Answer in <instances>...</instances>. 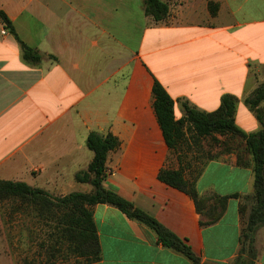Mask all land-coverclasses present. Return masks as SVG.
<instances>
[{
  "label": "crops",
  "instance_id": "0c3cea01",
  "mask_svg": "<svg viewBox=\"0 0 264 264\" xmlns=\"http://www.w3.org/2000/svg\"><path fill=\"white\" fill-rule=\"evenodd\" d=\"M160 1L167 15L155 21L144 13V0H0L15 32L0 21V180L59 198L90 193V184L74 178L93 158L87 136L112 135L119 145L107 155L111 173L104 187L186 240L202 262L233 264L239 206L252 194V169L238 167L233 152L205 165L194 181L199 195L239 197L228 200L217 223L200 226L204 220L192 199L157 178L161 169L179 165L170 161L152 87L159 83L173 100L176 120L184 117L183 104L209 113L231 95L236 126L247 134L258 131L244 100L264 83V0ZM18 40L43 56L38 64L23 60ZM53 209H38L41 224L60 220L64 211ZM89 209L99 259L87 263L66 243V264H191L115 207ZM63 228L60 221L54 227L59 241ZM39 235L46 247V234ZM11 236L3 233L0 264H58L47 262L44 250L31 252V262ZM255 248L254 264H264V227Z\"/></svg>",
  "mask_w": 264,
  "mask_h": 264
},
{
  "label": "trees",
  "instance_id": "16d2710c",
  "mask_svg": "<svg viewBox=\"0 0 264 264\" xmlns=\"http://www.w3.org/2000/svg\"><path fill=\"white\" fill-rule=\"evenodd\" d=\"M143 6L144 13L155 21L163 20L167 15V6L160 0H144ZM211 11L213 13L212 9ZM0 21L15 35L10 21L1 11ZM18 41L23 60L33 65L38 64L43 56L20 40ZM152 95L154 113L164 142L171 152L177 153L182 145L187 144V134H189L194 141L213 136L237 139L242 145V150L250 156L251 163L241 160L239 155L236 160L238 167L252 169L253 182L250 197L253 204L247 214H245V205L239 206L241 223L239 250L233 264H254L256 235L258 230L264 227V107L260 106L264 102V83L244 100V104L261 125L258 131L249 134L241 131L234 122L237 100L231 95H223L218 109L209 113L183 104L184 117L178 120L174 117L173 100L157 82H154L152 87ZM214 141L218 143V140ZM118 145V140L112 135L102 137L96 133H90L87 136L86 146L93 153V158L88 167L76 173L74 178L78 183L90 184L92 186L90 193L76 192L59 198L24 182L0 180V201L19 200L38 204L40 208L64 211L59 220L60 224L66 227L62 229V237L71 245L73 252L80 257L85 256L87 263L99 259V243L89 208L97 204H107L152 230L164 247L183 255L191 264H211L202 262L201 258L193 253L186 240L174 235L153 217L121 198L115 191L104 187L107 155ZM157 178L160 182L185 193L192 199L196 212L207 218L206 221H199L200 226L217 223L226 210L228 200L239 197L237 194L224 197L199 195L194 182L185 178L181 166L177 170L163 168L158 172Z\"/></svg>",
  "mask_w": 264,
  "mask_h": 264
},
{
  "label": "rangeland",
  "instance_id": "374dc122",
  "mask_svg": "<svg viewBox=\"0 0 264 264\" xmlns=\"http://www.w3.org/2000/svg\"><path fill=\"white\" fill-rule=\"evenodd\" d=\"M187 135V144L182 145L177 153L172 152L170 161L172 164L177 163L181 166L184 176L190 182L196 180L197 176L209 161L222 159L231 152L238 153L242 158L241 160H246L243 156L242 145L237 139L213 136L194 141L189 134ZM215 139L218 140V143L214 141ZM203 196L212 195L206 194ZM252 204L253 202L250 196L244 199L243 205L246 207L245 214L249 212ZM39 208L40 206L38 204L21 202L19 200L0 201V246L3 243V233L7 236L11 234L13 235L11 236V244L14 241L18 247H21L24 253L26 252L27 259L31 260V262L34 261V256L31 252L34 250L36 252H42L44 250L43 258H46L47 262L54 261L56 263L58 261V264H66L68 262L66 258L67 248H65L67 241L63 237V240L59 241L61 237L60 231L54 229L59 224V218L57 217V220L54 222L48 220V223L43 222L41 224L37 218ZM53 210L56 211V209ZM18 215L22 216L21 222L18 220ZM201 217L206 221V217ZM20 230L24 232L21 235V241L17 240ZM52 232H54L53 239L50 238V233ZM39 234H46L47 238L44 239L46 241V247H42V237ZM52 241H54V244ZM261 245L262 240L259 239L258 247ZM52 258L55 259L52 260Z\"/></svg>",
  "mask_w": 264,
  "mask_h": 264
},
{
  "label": "built area",
  "instance_id": "2783aa9c",
  "mask_svg": "<svg viewBox=\"0 0 264 264\" xmlns=\"http://www.w3.org/2000/svg\"><path fill=\"white\" fill-rule=\"evenodd\" d=\"M1 33H2V34H5L6 31H5V30H2ZM110 173H111L110 170H108V169L105 170V176H106V177H107L108 175H110Z\"/></svg>",
  "mask_w": 264,
  "mask_h": 264
}]
</instances>
